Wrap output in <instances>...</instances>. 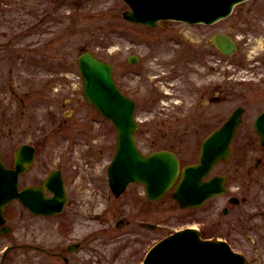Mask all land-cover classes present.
Segmentation results:
<instances>
[{
	"label": "rangeland",
	"instance_id": "374dc122",
	"mask_svg": "<svg viewBox=\"0 0 264 264\" xmlns=\"http://www.w3.org/2000/svg\"><path fill=\"white\" fill-rule=\"evenodd\" d=\"M0 2L3 161L8 166L12 146L5 137L6 119L14 110L23 111L19 141L38 145L34 170L45 179L63 169L67 200L71 197L56 216L8 209L11 233L0 237V264L12 245L4 264H66V257L76 264L68 246L102 229L104 242L81 253L83 264H140L151 237L159 240L186 226L198 228L204 238L227 240L250 264H264V150L254 131L264 112V0H247L212 26L172 21L156 28L125 20L129 6L124 0ZM216 34L230 36L236 51L230 57L220 54L202 70L203 61L197 65L192 57ZM85 52L112 63L117 86L137 102L135 138L144 155L166 150L178 156L182 167L196 164L203 140L236 109L245 108L246 122L237 131L230 160L210 174L228 177V191L195 209L180 208L170 192L149 204L137 183L116 197L107 170L117 131L84 97L78 58ZM134 57L135 64L129 62ZM14 92L26 108L19 100L10 102ZM24 179L34 181L29 175ZM229 195L240 203L230 206ZM225 206H230L228 214L222 213ZM120 219L129 223L117 228ZM144 222L156 224V233L145 235L138 227ZM119 229L128 235L117 238Z\"/></svg>",
	"mask_w": 264,
	"mask_h": 264
},
{
	"label": "water",
	"instance_id": "95a60500",
	"mask_svg": "<svg viewBox=\"0 0 264 264\" xmlns=\"http://www.w3.org/2000/svg\"><path fill=\"white\" fill-rule=\"evenodd\" d=\"M131 10L124 18L133 23L156 26L159 20L177 19L189 24L213 23L227 17L233 7L244 0H126ZM213 43L225 55L236 51L230 36L216 34ZM136 60L131 59L134 63ZM84 84V97L104 117L109 119L118 132L114 159L109 166L108 176L111 189L120 195L130 182L145 185L148 199L159 200L173 186L180 172L178 157L168 151L143 156L137 148L135 132L138 124L134 120L136 103L124 96L113 78L114 67L93 54L86 52L78 58ZM242 110L233 112L222 127L208 137L203 145L199 164L183 170L182 179L174 198L181 208L198 207L209 198L225 192V179L215 177L203 181L212 167L231 158L230 145L241 123ZM255 130L264 145V114L256 122ZM34 160L31 146H22L16 157V170L11 171L2 162L0 152V225L5 223L3 207L18 197L32 212L53 215L62 211L66 192L59 174L54 173L45 186L54 193L46 198L43 188L17 191V175L24 172ZM57 180V182H56ZM4 228L2 233H5ZM144 264H248L246 257L234 252L228 243L203 240L200 233L189 229L175 233L154 247Z\"/></svg>",
	"mask_w": 264,
	"mask_h": 264
},
{
	"label": "flooded vegetation",
	"instance_id": "af4514ba",
	"mask_svg": "<svg viewBox=\"0 0 264 264\" xmlns=\"http://www.w3.org/2000/svg\"><path fill=\"white\" fill-rule=\"evenodd\" d=\"M0 4H1V2H0ZM0 10H1V7H0ZM206 46V48H202V50L199 52L198 51V53H197V51L195 52V56H193L192 57V60H191V62L193 63V62H197L198 64L197 65H199L202 61H203V63H202V70H204L205 68H209L208 66H210V64H211V62L212 63H214L215 62V60H219V57H220V51L218 50V48H216L213 44H212V42L210 41V43L209 44H206L205 45ZM205 46H203V47H205ZM206 56V57H205ZM137 59V61H138V58H136ZM205 59H207L206 61V64L204 63V60ZM140 60V59H139ZM209 62V63H208ZM198 67V66H197ZM202 75V74H201ZM203 86H201V89L203 90ZM120 89V88H119ZM121 90V89H120ZM201 90V91H202ZM122 91V90H121ZM123 93V92H122ZM125 94V93H124ZM126 95V94H125ZM128 96V95H127ZM129 97V96H128ZM133 99V98H132ZM214 99H216V97L215 96H213L212 97V100H214ZM18 100L21 102V106H22V108H26V101L23 99V98H18V96H17V93L16 92H14L13 93V95L11 96V98H10V102L11 103H18ZM244 110H245V108H244ZM246 111V110H245ZM23 116H24V112L23 111H21V114H19L18 113V111L17 110H14V111H12L11 112V114L9 115V117H7V119H6V127H5V137L7 138V140L9 141V142H11V147H10V149L8 150L7 149V151H8V153H7V155H8V168H10V169H14V167H15V163H16V155H17V153H18V151H19V148L22 146V145H24V144H31V143H27V142H25V141H19V139H21V136H22V134H23V132H24V125L22 124L23 123V121H24V118H23ZM245 122H246V120H245V118L243 117V123H242V126L243 125H245ZM214 132V131H213ZM209 136V135H208ZM207 136V137H208ZM206 137V138H207ZM205 138V139H206ZM204 139V140H205ZM203 140V141H204ZM15 142H18L17 144H15V145H13ZM203 143V142H202ZM202 143H201V146H202ZM33 147H34V149H35V158H34V162L30 165V166H28L27 167V170L24 172V173H20L19 174V176H18V188H19V190L21 191V190H23V189H25V188H28V187H36V188H39V187H44V185H43V183H44V181L48 178V176L50 175V173L52 172V171H58V174L59 175H61L62 176V178H63V181H64V183H65V181H66V178H65V172H64V170L63 169H61V168H57V169H54V170H52V171H50L49 172V174L47 175V177L44 179V178H42V174H40L39 173V171H35L34 170V164H35V162H36V160H37V157H38V145L37 144H31ZM261 145V144H260ZM201 146H200V149H201ZM261 148H262V150H264V146H262L261 145ZM0 151L3 153V151L0 149ZM263 162V161H262ZM259 163H260V160H259ZM218 165V164H217ZM217 165L213 168V170L217 167ZM185 167V166H184ZM181 168H183L182 167V165H181ZM213 170H212V172H213ZM211 172V173H212ZM32 176V177H34V181H32V182H30V183H25V177L26 176ZM215 176H224L225 178H226V181H227V183H226V192L228 191V188H227V184H228V177H226L224 174H222V173H220V172H216L215 173V175H213V176H209L208 178H207V180L208 179H211L212 177H215ZM33 180V179H32ZM262 182H263V193H264V176L262 177ZM174 189H175V186L174 187H172V189L169 191L170 193H171V196H172V198H173V192H174ZM168 192V193H169ZM47 196H51V194L49 193V192H47ZM231 197H235V196H232V195H229L228 196V201L231 199ZM71 197H69L68 196V200H67V203H66V205H65V207H64V210L66 209V206H67V204L69 203V199H70ZM146 202L147 203H149V204H151V203H154V202H156V201H153V200H149L148 198H146ZM263 206H264V203L262 204ZM13 206H19L20 208H21V212H20V214L21 215H25V214H28V215H31V216H36V215H34L33 213H31L30 212V210L27 208V207H25V205L23 204V203H21L18 199H14V200H12L11 202H9L8 203V205L6 206V211L8 210V209H10L11 207H13ZM143 213H146V214H150V212L152 211L151 209H149V210H147V209H145V208H139ZM264 209V208H263ZM146 210V211H145ZM225 210H226V213L225 214H228L229 212H230V207L229 208H225ZM64 212V211H63ZM262 217H263V227H264V212H263V214H262ZM126 222L127 223H129L128 221H126V219H120L119 221H118V224H117V228H121V227H124V226H126L127 224H126ZM138 227L139 228H141L143 231H144V234L146 235V234H149V233H156V231H157V225L156 224H153V223H150V222H144V223H140L139 225H138ZM188 226H186V227H183V228H187ZM2 229H3V226H0V232L2 231ZM180 229H182V228H180ZM178 229H175L173 232H170V233H167V234H165V235H163L159 240H161V239H163L164 237H167V236H169L170 234H172V233H174L175 231H177ZM103 231H104V229H102V230H95V231H92L91 232V234H88V236L84 239V248L82 249H80L79 251H75V247L74 246H72V249H70L69 248V246H68V248H67V252L70 254V255H72L73 256V260L75 261L74 263H76V264H83L82 262H81V260H82V255H81V253L82 252H85V251H87L90 247H92V245H94L95 243H97V242H100V241H103L104 242V234H103ZM8 233H11V230L8 232ZM8 233H6V234H8ZM5 235V234H4ZM4 235H1V233H0V237L1 236H4ZM116 235H117V238H121V237H125L126 235H128V232H125L123 229H119L117 232H116ZM152 239L150 240L151 242H153L152 244H150L147 248V251L144 253V255L141 257V259H140V264H142L143 263V260H144V258H145V256H146V254H147V252L153 247V246H155L156 244H157V242H158V240H156V238L155 237H151ZM77 242V241H76ZM76 242H73V243H76ZM72 244V243H71ZM64 259V258H63ZM64 261L66 262V264H71L70 263V259L68 258V257H66L65 259H64Z\"/></svg>",
	"mask_w": 264,
	"mask_h": 264
}]
</instances>
